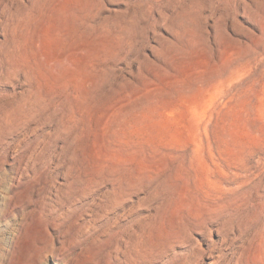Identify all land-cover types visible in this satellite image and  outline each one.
<instances>
[{"label":"rangeland","instance_id":"rangeland-1","mask_svg":"<svg viewBox=\"0 0 264 264\" xmlns=\"http://www.w3.org/2000/svg\"><path fill=\"white\" fill-rule=\"evenodd\" d=\"M0 264H264V0H0Z\"/></svg>","mask_w":264,"mask_h":264},{"label":"bare ground","instance_id":"bare-ground-1","mask_svg":"<svg viewBox=\"0 0 264 264\" xmlns=\"http://www.w3.org/2000/svg\"><path fill=\"white\" fill-rule=\"evenodd\" d=\"M7 190H8V188H7ZM6 193V192H5Z\"/></svg>","mask_w":264,"mask_h":264}]
</instances>
